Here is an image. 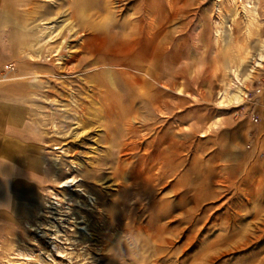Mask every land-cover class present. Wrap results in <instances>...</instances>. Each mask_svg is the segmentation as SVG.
Masks as SVG:
<instances>
[{
  "label": "rangeland",
  "instance_id": "obj_1",
  "mask_svg": "<svg viewBox=\"0 0 264 264\" xmlns=\"http://www.w3.org/2000/svg\"><path fill=\"white\" fill-rule=\"evenodd\" d=\"M6 31L49 170L0 264H264L258 116L221 102L253 92L264 0H12Z\"/></svg>",
  "mask_w": 264,
  "mask_h": 264
},
{
  "label": "crops",
  "instance_id": "obj_2",
  "mask_svg": "<svg viewBox=\"0 0 264 264\" xmlns=\"http://www.w3.org/2000/svg\"><path fill=\"white\" fill-rule=\"evenodd\" d=\"M11 4L12 0H0V243L10 229L36 219L49 170L43 132L33 122L29 107L11 96L6 83L12 72L7 69L11 40L6 31ZM254 76L259 84L255 81L248 97L244 88L245 108L258 116V122L250 125L255 130L254 148L264 152V60ZM255 168L256 178H264V156H257ZM255 192L262 193V180L257 181Z\"/></svg>",
  "mask_w": 264,
  "mask_h": 264
},
{
  "label": "bare ground",
  "instance_id": "obj_3",
  "mask_svg": "<svg viewBox=\"0 0 264 264\" xmlns=\"http://www.w3.org/2000/svg\"><path fill=\"white\" fill-rule=\"evenodd\" d=\"M249 12V11H248ZM264 59V44L258 54V56L255 58L254 67H256L257 64L261 62V60ZM253 68L249 71V73L246 75L245 80H248L251 77ZM228 95L222 96L221 95V102L226 103H233V102H240L243 97L245 96V92L243 88H240L236 92H228Z\"/></svg>",
  "mask_w": 264,
  "mask_h": 264
}]
</instances>
